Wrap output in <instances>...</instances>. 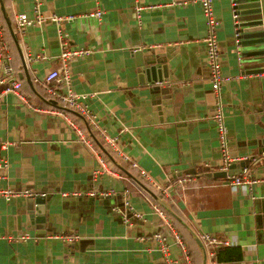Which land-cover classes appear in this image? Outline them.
Instances as JSON below:
<instances>
[{
    "label": "crops",
    "instance_id": "obj_1",
    "mask_svg": "<svg viewBox=\"0 0 264 264\" xmlns=\"http://www.w3.org/2000/svg\"><path fill=\"white\" fill-rule=\"evenodd\" d=\"M36 5L46 18L73 19L18 31L16 16L34 17ZM139 6L145 8L138 13ZM213 8L227 78L220 98L229 152L258 156L264 73L244 72L249 49L238 46L232 0H213ZM95 10L103 12L100 22L84 16ZM0 29L20 90L36 108L13 93L2 96L0 188L45 193L0 198V264H164L151 239L157 232L177 264H185L184 251L190 264H264V182L234 190L212 176L222 155L211 119L215 96L202 41L208 26L199 0H0ZM63 42L91 50L69 60L70 88L86 96L84 104L108 135L127 128L117 147L129 161L80 115L49 98L43 80L61 67ZM137 52L164 65L168 81L141 83ZM233 165L238 173L240 163ZM252 169L264 176V161ZM184 175L193 183L174 190ZM157 186L166 187L171 199ZM156 205L165 209L171 228L154 212ZM205 233L234 236L239 247L213 257L201 240ZM72 235L78 238L62 239Z\"/></svg>",
    "mask_w": 264,
    "mask_h": 264
},
{
    "label": "built area",
    "instance_id": "obj_2",
    "mask_svg": "<svg viewBox=\"0 0 264 264\" xmlns=\"http://www.w3.org/2000/svg\"><path fill=\"white\" fill-rule=\"evenodd\" d=\"M200 7L202 9L203 15L206 19L208 31L206 36L202 39L206 45L207 50V63L209 67V80L211 84L212 91L215 96L214 111L211 115L217 132H218V142L222 155V162L217 170L215 171H225L227 173L225 180L227 184L232 189L243 188L251 191L252 187L258 183L264 182V176L258 177L253 173L252 166L255 163L264 161V151L258 156L247 157H234L230 155L228 148V130L225 125V114L224 105L220 98V86L227 81L221 73V59L218 47V40L216 34V27L218 26V20L215 16L213 8V0H199ZM145 7H137V12L139 13ZM103 12L101 10H95L94 12H89L84 15L85 17L95 18L98 22L102 19ZM232 17L236 22L237 14L233 8ZM73 19L72 16H51L46 18L42 16L38 10V5L34 8V17L29 18L26 14H19L16 16V26L18 31L23 32L24 28L30 25H39L48 20L59 25L66 20ZM61 52L59 53V59L61 60V67L57 70H50L44 77L43 83L46 92L51 100L56 104H60L66 109H70L76 114L80 115L84 120L85 124L89 126L91 130L98 133V136L106 143V145L114 151L118 156H120L125 161H129V158L123 154L117 147L120 141V135L128 131L126 127L121 128L118 133L114 136L108 135L105 129L98 126L96 116L90 112L88 107L84 104L83 100L85 95H79L74 93L70 88V71H69V60L73 58H80L90 54L89 49H73L69 48L65 42L61 44ZM40 58H45L40 56ZM37 59V58H36ZM21 83L17 78L16 69L14 68L12 57L10 54V49L7 41L5 40L1 29H0V102L3 94L13 93L18 100L28 106L30 109H36L27 98L21 92ZM76 131L80 138H84L82 130L76 128ZM85 140V139H84ZM129 146L133 145V142L128 143ZM248 162L247 165L241 167L238 173H229L230 168L234 163ZM100 164L105 169V163L100 158ZM132 166L135 164H131ZM4 168L6 163L4 162ZM191 181V176L184 175L177 178L174 181V185L177 187H182L185 183ZM158 190L161 192L164 198L171 199V194L166 187L157 186ZM93 195V193H91ZM65 195V194H64ZM104 195H107L105 193ZM45 193H37L31 189H21L15 190L9 187L0 188V198L5 200H10L15 197H44ZM154 212L161 218L165 224L171 228L170 222L167 216L158 205L153 207ZM172 230V229H171ZM78 236H66L62 237L63 240L72 242L77 239ZM156 244L158 251L162 253L164 264H177V260H173L170 256L169 246L165 237L159 232L155 233L152 238ZM176 239L178 240L177 236ZM202 242L208 247L209 254L216 257L219 253L227 248L239 247V243L236 237H221L212 234H202ZM184 261L185 264H190V256L186 251H184Z\"/></svg>",
    "mask_w": 264,
    "mask_h": 264
},
{
    "label": "water",
    "instance_id": "obj_3",
    "mask_svg": "<svg viewBox=\"0 0 264 264\" xmlns=\"http://www.w3.org/2000/svg\"><path fill=\"white\" fill-rule=\"evenodd\" d=\"M233 8L236 11V34L239 47H248V51L243 53L245 58V73H264V0H232ZM140 52L136 53L137 72L141 83L152 85L168 81L166 67L161 65L153 56L139 57ZM141 58V59H140ZM145 79V80H144ZM162 94L168 91L167 88L154 87ZM258 124L264 127V113L258 115ZM261 150L264 151V137L260 140ZM263 149V150H262ZM252 156H250L251 158ZM246 162H241L240 167L245 166ZM230 168L229 173H234ZM225 171H215L212 176L215 178H225ZM42 199H37L35 204H41ZM206 259V257H205ZM206 264L205 260L204 263Z\"/></svg>",
    "mask_w": 264,
    "mask_h": 264
},
{
    "label": "trees",
    "instance_id": "obj_4",
    "mask_svg": "<svg viewBox=\"0 0 264 264\" xmlns=\"http://www.w3.org/2000/svg\"><path fill=\"white\" fill-rule=\"evenodd\" d=\"M191 183H193V182H190V181H189V182L185 183V184H184V186L191 185ZM184 186H183V187H184ZM177 189H179V187H176L174 190H176V191H177ZM159 207H160L162 210H164V211H165V209H164L162 206H159ZM172 226H173V225H172ZM179 231L181 232V230H180V229H179Z\"/></svg>",
    "mask_w": 264,
    "mask_h": 264
},
{
    "label": "rangeland",
    "instance_id": "obj_5",
    "mask_svg": "<svg viewBox=\"0 0 264 264\" xmlns=\"http://www.w3.org/2000/svg\"><path fill=\"white\" fill-rule=\"evenodd\" d=\"M233 167H234V165H233Z\"/></svg>",
    "mask_w": 264,
    "mask_h": 264
}]
</instances>
